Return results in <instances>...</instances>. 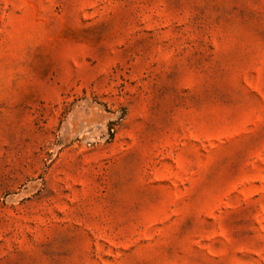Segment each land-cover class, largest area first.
I'll use <instances>...</instances> for the list:
<instances>
[{"label":"rangeland","instance_id":"374dc122","mask_svg":"<svg viewBox=\"0 0 264 264\" xmlns=\"http://www.w3.org/2000/svg\"><path fill=\"white\" fill-rule=\"evenodd\" d=\"M0 264H264V0H0Z\"/></svg>","mask_w":264,"mask_h":264}]
</instances>
